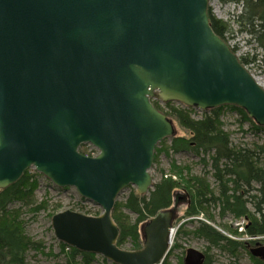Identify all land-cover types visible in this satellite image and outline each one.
I'll return each mask as SVG.
<instances>
[{"label":"water","instance_id":"water-1","mask_svg":"<svg viewBox=\"0 0 264 264\" xmlns=\"http://www.w3.org/2000/svg\"><path fill=\"white\" fill-rule=\"evenodd\" d=\"M208 0H0V190L33 168L102 213L63 210L56 239L113 264H159L178 210L140 227L122 249L112 219L125 187L152 189L158 142L176 135L156 99L201 111L242 108L264 126V88L211 28ZM98 152L85 156L80 145ZM264 262V246L250 249ZM184 264H202L190 248Z\"/></svg>","mask_w":264,"mask_h":264},{"label":"trees","instance_id":"trees-1","mask_svg":"<svg viewBox=\"0 0 264 264\" xmlns=\"http://www.w3.org/2000/svg\"><path fill=\"white\" fill-rule=\"evenodd\" d=\"M241 5V12L236 16L237 21L242 20L244 30L256 42L259 48L264 51V0H234ZM209 22L213 31L224 39L222 22L215 20L208 14ZM239 22V21H238ZM246 62L241 59L240 63ZM154 106L163 111L168 117H174L178 124L185 130L189 131V138L175 137L170 146L172 152L189 149L195 155L204 153L211 154L210 161L212 167V176L218 185V194H215L207 178L204 175H191L188 166H179L171 164L169 173L178 177L176 181L170 177L160 178L155 182L153 189L143 196L137 195L135 191L131 192L126 201L116 202L113 206L112 219L116 221L120 234L117 239L118 246L124 244L127 240L131 242V250L141 247L139 238V225L153 216L156 211L168 207L172 200V193L180 192L184 189L188 190L192 195L190 208L183 212L186 216H197L203 212L208 219H213L209 214V205H222L219 216H224L226 212L232 213L237 218L242 216L246 218V229L244 233L249 236L264 235V167L260 166L256 149L236 148L228 140L227 134L221 128V115L226 109L235 112L242 118L243 122H248L254 131L260 132L264 130V126H258L247 117L245 111L233 105H221L216 108L205 110L200 118L193 119L191 107L176 104V102H166L164 104L166 110L160 109L156 102ZM163 141L159 144L162 146ZM79 150L83 155L89 156L90 153L84 150V146H79ZM260 151H264L261 146ZM167 155L169 149H165ZM162 149L155 152L153 158L157 160L158 153ZM201 161L206 165L204 158ZM163 172V171H162ZM251 182L258 184V194L252 195L244 199L245 193L249 192ZM37 181L32 180L28 175V171L14 182V184L0 190V264H27L26 254L29 250L39 251L42 248L41 243L33 242L24 234V221L22 219V209L29 208L33 213L41 209H45L48 205V199H42L39 202L35 200V189ZM59 189H67L66 187H58ZM229 193V194H228ZM82 198V197H81ZM253 203V213L247 208V202ZM18 203L17 206L11 205ZM60 203L55 205V210L59 209ZM83 208L82 206L79 207ZM128 209L134 216L135 221L129 220V216L124 212ZM206 212V213H205ZM55 214V213H53ZM198 224L192 230H182L184 224L180 225L178 232L181 234H191L196 238H201L206 242L204 248V263L211 264L212 259L209 252L212 248L218 249L220 252H227L231 257H236L239 251L245 249L249 253L250 247L244 244V241H237L226 237L211 223L204 221ZM177 247V244L171 248ZM68 251L65 252V249ZM60 251L65 252V261L56 264H78L77 258L80 257L81 264H90L94 254L80 252L74 247H68L60 242ZM250 255V253H249ZM167 257V256H166ZM166 257L164 258L167 264ZM251 259L256 264H264L260 259ZM183 264V263H180ZM230 264H237L234 260Z\"/></svg>","mask_w":264,"mask_h":264},{"label":"rangeland","instance_id":"rangeland-1","mask_svg":"<svg viewBox=\"0 0 264 264\" xmlns=\"http://www.w3.org/2000/svg\"><path fill=\"white\" fill-rule=\"evenodd\" d=\"M209 5L207 8L208 14L212 16L215 20L222 22L223 32H224V40L229 44L231 50L236 53L239 61L244 59L245 68L248 70L250 74L253 75L256 82L259 83L264 88V51L259 48L257 41L255 42L244 30L243 21H237L236 16L241 12L240 4L234 2V0H208ZM254 1V0H253ZM153 102H156L160 109L166 110L164 104L165 102L159 101L156 99H151ZM175 102V101H174ZM176 104H179L176 102ZM181 105V104H180ZM184 106V105H183ZM223 106V105H222ZM194 112H192V118L198 119L200 118L203 111L193 108ZM160 111V110H159ZM250 118V117H249ZM172 121L175 123L176 135L174 137L164 138L165 141L161 146L159 143L155 146L153 151V158L155 156V152L158 149H162L163 151L158 153V157L156 161H152V168L150 170V174L153 178L152 185L155 182L159 181L160 178H165V174H170L169 169L171 164H177L179 166H188L189 173L191 175H204L207 178V182L210 184L215 194H218V183L212 176V167L210 156L211 154L200 153L194 154L189 149L179 150L177 152H172L170 150V146L173 144L172 139L175 137L179 138H189V131L183 129L178 122L172 118ZM221 128L227 134L228 140L231 142L233 146L236 148H245V149H256L258 155V160L260 166L264 167V151H260L258 147L264 150V130H260V132H256L251 128L250 123L243 122L242 118H239V115L235 112H230V110L226 109L224 113H222L221 117ZM251 119V118H250ZM252 120V119H251ZM253 121V120H252ZM255 123V122H254ZM163 141V140H162ZM84 146V150L91 155L97 153V149L91 144L81 145ZM80 148V147H79ZM169 149L168 155L164 153ZM201 158H204L207 165L201 161ZM28 175L32 177V180L37 181V186L35 189V200L39 202L42 199H48V205L45 209H41L36 213H33L29 210V208L22 209L23 215L22 219L24 221V234L29 237L33 242L41 243L42 248L39 251L29 250L26 254V262L27 264H56L65 261L66 255L65 252L68 251V248L65 249V252L60 251V242L56 239L53 234V229L51 225V217L53 213H58L63 210H73L77 212H83L88 215H100L102 213L101 208L95 204L92 200H86L83 197L79 196L76 190L73 187H66L67 189H59L56 187L51 180L42 175L37 170L33 168L27 169ZM163 171V172H162ZM258 184L252 182L249 187V192L245 193L244 199H247L252 196L258 194ZM153 189V187H152ZM136 193V187L127 186L118 194L116 197V202H124L126 201V197L133 192ZM151 190V189H150ZM149 190V191H150ZM137 194V193H136ZM148 194V193H146ZM145 194V195H146ZM229 194V193H228ZM138 195V194H137ZM219 195V194H218ZM60 203L59 209L55 210V205ZM247 208L253 213V203L248 201ZM18 203L11 205V207L17 206ZM82 206L83 208L79 207ZM179 207V206H178ZM180 208V207H179ZM178 208V213H179ZM124 209V212L129 216V220L132 222L135 221V215L133 216L128 209ZM181 210L184 208L181 207ZM113 210V209H112ZM218 205L213 206L209 205L208 212L213 215V219H208L205 215V219L194 220L192 223H184V227L182 230L188 231L192 230L194 226H196L199 221H204L205 223H211L217 226L219 229L223 230V233L228 238H233L237 241L245 238L246 234H241L239 231L240 226H244L243 224L246 220L243 218H237L232 215V213L226 212L224 216H218ZM113 214V211H112ZM181 214V213H179ZM189 215L188 217H191ZM116 222V221H115ZM143 224V223H142ZM141 224V225H142ZM178 224V223H177ZM141 225H139L138 230ZM175 224H173L174 226ZM258 236L264 245V235H256ZM139 238H140V230H139ZM173 243L177 244L178 248H171L166 257L167 264H180L183 263L182 258L185 255L187 249L193 248L198 250L199 252L204 251L206 247V242L203 239L196 238L192 236L190 233L188 234H180L179 232L174 233ZM141 241V239H140ZM142 243V241H141ZM131 242L127 240L120 247L122 249H132ZM91 254V253H90ZM209 256L212 259L211 264H230L234 260L237 264H256L251 259L248 251L245 249L244 251H239L236 257H231L227 252H220L216 248H212L209 252ZM164 257V258H165ZM163 258V260H164ZM80 257L77 258L78 264L80 263ZM166 262H162L161 264H165ZM90 264H113L106 258H103L102 255L94 254L93 260ZM116 264V263H115Z\"/></svg>","mask_w":264,"mask_h":264},{"label":"flooded vegetation","instance_id":"flooded-vegetation-1","mask_svg":"<svg viewBox=\"0 0 264 264\" xmlns=\"http://www.w3.org/2000/svg\"><path fill=\"white\" fill-rule=\"evenodd\" d=\"M167 177H170V178H172V180H174V181H176V179H178V177L177 176H175V175H172V174H168V175H166ZM252 183V182H251ZM218 195V194H217ZM191 200H192V195H191V193L188 191V190H186V189H184V190H182V191H180V192H176V193H172V200H171V203H170V205L169 206H171V205H174V207H176V209L178 210V208L180 207H183L184 209L183 210H181L180 208H179V213H181V214H179L178 212H177V219L175 220V222H174V228H175V233L176 232H178V227L180 226V225H182V224H184V223H192V222H195L194 220H201V219H205V216H203V215H205L203 212H201V213H199V215H197V216H194V215H192L191 217H188V216H186L183 212H185L188 208H190V204H191ZM179 206V207H178ZM222 206V205H221ZM221 206L220 205H218V208H219V210H218V216L220 215V212H221ZM206 213V212H205ZM213 216V215H212ZM221 217V216H220ZM178 223V224H177ZM246 227H247V225L245 226V228L244 229H246ZM257 239H246V241L244 240V244H246V246H248V247H252L253 245H255V244H258L257 243ZM179 246L177 245V247H175V248H178ZM188 250V249H187ZM186 250V251H187ZM250 250V249H249ZM203 252V254H205V252L204 251H202ZM186 253V252H185ZM185 256V255H184ZM184 258V257H183ZM183 258H182V260H183ZM259 259V258H258ZM183 264H184V260H183ZM203 264V263H202Z\"/></svg>","mask_w":264,"mask_h":264},{"label":"bare ground","instance_id":"bare-ground-1","mask_svg":"<svg viewBox=\"0 0 264 264\" xmlns=\"http://www.w3.org/2000/svg\"><path fill=\"white\" fill-rule=\"evenodd\" d=\"M241 218H243V220H246V218L243 217V216H242ZM212 225H213V224H212ZM213 226L216 227L220 232L223 233V230H222V229H219V228H218L217 226H215V225H213ZM240 228H242V226H240L239 229H240ZM241 232H242V231H241ZM223 234H224V233H223ZM246 238H247V239H254V238H255V239H260V238H259L258 236H256V235H254V237H253V236H249V235H247ZM240 240H241V239H240ZM204 259H205V258H204ZM203 263H204V262H203Z\"/></svg>","mask_w":264,"mask_h":264},{"label":"built area","instance_id":"built-area-1","mask_svg":"<svg viewBox=\"0 0 264 264\" xmlns=\"http://www.w3.org/2000/svg\"><path fill=\"white\" fill-rule=\"evenodd\" d=\"M243 228H244V226H242V228H240L239 231H243ZM245 238H246V237H245ZM258 240H260V239H258Z\"/></svg>","mask_w":264,"mask_h":264}]
</instances>
